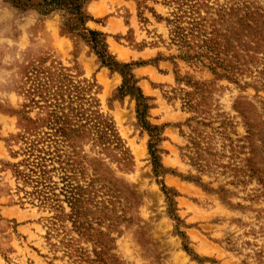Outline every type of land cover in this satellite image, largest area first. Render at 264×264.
Masks as SVG:
<instances>
[{"label": "rangeland", "instance_id": "rangeland-1", "mask_svg": "<svg viewBox=\"0 0 264 264\" xmlns=\"http://www.w3.org/2000/svg\"><path fill=\"white\" fill-rule=\"evenodd\" d=\"M71 2L0 0V264H264V0Z\"/></svg>", "mask_w": 264, "mask_h": 264}, {"label": "crops", "instance_id": "crops-1", "mask_svg": "<svg viewBox=\"0 0 264 264\" xmlns=\"http://www.w3.org/2000/svg\"><path fill=\"white\" fill-rule=\"evenodd\" d=\"M1 117L3 118L2 114L0 113V120H2ZM0 142H1V140H0ZM0 213H2L5 216L15 217V216H19L20 211H19V207L15 206V205L1 204L0 205Z\"/></svg>", "mask_w": 264, "mask_h": 264}, {"label": "trees", "instance_id": "trees-1", "mask_svg": "<svg viewBox=\"0 0 264 264\" xmlns=\"http://www.w3.org/2000/svg\"><path fill=\"white\" fill-rule=\"evenodd\" d=\"M71 5H72V9L75 11V13H76L79 17H81V15H80V5H79V3H78V0H72ZM89 33H90L91 35H94V34H95L94 31H89ZM90 41L93 43V47L95 48V46L97 45V43H95L94 39H92V40H90Z\"/></svg>", "mask_w": 264, "mask_h": 264}]
</instances>
